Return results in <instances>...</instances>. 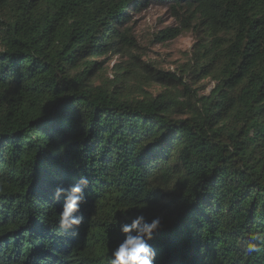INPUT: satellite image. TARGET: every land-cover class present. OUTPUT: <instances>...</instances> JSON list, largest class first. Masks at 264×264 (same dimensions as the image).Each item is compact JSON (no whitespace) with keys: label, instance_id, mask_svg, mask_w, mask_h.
Instances as JSON below:
<instances>
[{"label":"trees","instance_id":"trees-1","mask_svg":"<svg viewBox=\"0 0 264 264\" xmlns=\"http://www.w3.org/2000/svg\"><path fill=\"white\" fill-rule=\"evenodd\" d=\"M149 1L0 0V264H106L119 210L146 203L156 264H264L242 247L264 233V0H157L193 34L188 61L96 84L102 57L135 58L124 25ZM81 175L65 233L52 194Z\"/></svg>","mask_w":264,"mask_h":264},{"label":"rangeland","instance_id":"rangeland-1","mask_svg":"<svg viewBox=\"0 0 264 264\" xmlns=\"http://www.w3.org/2000/svg\"><path fill=\"white\" fill-rule=\"evenodd\" d=\"M124 27L128 28L131 33L130 42L135 44L130 48L135 58L121 54H109L102 57L101 59L104 60L102 68L105 71L96 84L101 80H116L120 77V72L127 71L124 74L128 77L130 85H134L143 81L142 77H145L144 64L163 71L177 72L188 61L194 43L193 34L173 14L168 3L150 0L140 10H132L129 13L128 22ZM168 28L181 31V33L169 39L162 32ZM203 82L207 86L205 89L207 93L212 87V82L201 81L199 84ZM143 87L154 94L161 88L156 83L146 84ZM130 91H132L131 95L139 93L134 88Z\"/></svg>","mask_w":264,"mask_h":264},{"label":"clouds","instance_id":"clouds-1","mask_svg":"<svg viewBox=\"0 0 264 264\" xmlns=\"http://www.w3.org/2000/svg\"><path fill=\"white\" fill-rule=\"evenodd\" d=\"M63 149L61 148V151ZM87 176L81 175L68 187L57 186L53 191V199L63 197L61 209L56 218V224L62 232L78 229L84 223L81 214L82 205L86 203L85 188L88 186ZM136 208L134 215H129L132 209H122L123 220L116 218V225L122 236L115 247H110L106 255V264H156V250L148 243L162 227V217L157 215L150 220L142 209ZM130 221V222H128ZM247 255L264 252V233L254 232L242 242Z\"/></svg>","mask_w":264,"mask_h":264}]
</instances>
